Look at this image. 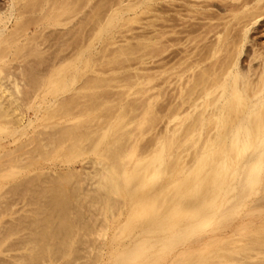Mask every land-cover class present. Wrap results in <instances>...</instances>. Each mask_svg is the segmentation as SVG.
<instances>
[{
	"label": "bare ground",
	"instance_id": "obj_1",
	"mask_svg": "<svg viewBox=\"0 0 264 264\" xmlns=\"http://www.w3.org/2000/svg\"><path fill=\"white\" fill-rule=\"evenodd\" d=\"M156 1L0 9V264H264V71L239 67L227 35L199 48L189 18L194 46L160 58L184 38L155 25ZM155 5L154 34L106 53Z\"/></svg>",
	"mask_w": 264,
	"mask_h": 264
},
{
	"label": "rangeland",
	"instance_id": "obj_2",
	"mask_svg": "<svg viewBox=\"0 0 264 264\" xmlns=\"http://www.w3.org/2000/svg\"><path fill=\"white\" fill-rule=\"evenodd\" d=\"M201 1L202 0H199L198 1L199 4H202L203 3V5H206L205 7L204 6L202 7V5L201 6L198 5L196 7L195 6H191L190 3L188 4V3H186L183 0H181V1L180 0H173L172 1L173 4L170 2L172 5H170V3H168V2H166V0L165 1L164 0L156 1V4L158 3L157 4L158 6L155 5L154 10L151 11L153 13L152 14V17L153 18H151V15H150L151 13H148L150 11H148L147 9L143 10L142 11V14H141V11H138L140 13V17L138 16V20H136V21H129V22L126 21L127 24H125L124 26H122L121 29H120L122 32L119 31L118 33H116V38L118 37L117 40L120 38V36H117V35L121 34L120 40H118V42H117V40L115 39L117 43H114L112 45H108L106 47V51H107L106 53H108L109 51H111V49H112L111 46H113L115 48L118 45H123V44L131 43V42L132 43L134 42L133 44H135V43H137V41H138V39H139V37L141 35H145L146 33H148L146 35L154 34L153 28L151 30V27H153V26L150 27L149 24H147V22H149L151 19L156 20L154 17H157L158 18V16L160 14H162L161 15L162 17L164 16V17H166L167 19L170 20V21L168 20V22H163V20H165V19L164 18L162 19V17L160 18V16H159L158 20L155 22V25L157 27L161 28L160 30L162 32H164V30L167 31L168 29H170L169 28L170 26L168 25L169 23H170V25L172 24L171 26H175L179 30L183 26L184 29H182V30L185 31V26L184 25L187 24V21H188V18H189L191 21H194V22H192L194 25L192 24L193 26H191V27H190L191 23L188 22V24H190V25H188V27H190L191 29L192 28L194 29V30L192 29L193 32L190 33V34L192 36H195V38L197 40L195 38H193V40H191V41L188 42V41L185 40L188 33L185 34V33H183V31L181 32V30L180 31L176 30V31L180 32V33L177 32V35H179V37L177 36V38H179L180 41H181V38L180 37L182 36V34L185 35L186 37L184 38L182 36V38H184L182 40V42L184 41V43L175 44V43H177V41H179L176 37L173 38L174 36H176V33L175 32H171L172 33L171 34L169 32L173 37H171V35L169 33H166L165 36L170 35V37H168V38L165 37V39L166 38L167 39H169V38L171 39L172 38L173 40L172 39L171 40L174 41V42L176 40V42L174 43L175 45H173V43L170 42L172 44L171 45L169 42H167V41L164 40L166 42V44H170L171 47L169 46L168 50H166L162 54V55H164L166 53L164 55V57H162V55H161V56H159L160 58H165V59L168 58V60H169V58L172 59L173 51H174V54L177 56L180 53L181 50H183V49H185L187 47H188L187 49L192 48L196 42H197L196 44L200 48V46H202L203 43L204 44L206 43L205 40L208 39L207 42H210L209 40L213 41L215 39L214 37H216L219 33H221L222 35H227L228 36V39H227V42L228 43L226 44V46L229 49V52L232 53V55L238 57V66L239 67H241L243 70H247L250 67L252 69V72H254L252 74V77H255L256 76L255 73H257L259 70L261 71V69H263V71H264V0H206V4H205V0H203L204 2L203 1L201 2ZM6 2H9V0H0V5H2V6H0V9L2 8L1 10H3V9L6 8L5 5L8 4ZM159 2H161L162 4L159 3ZM207 3H210V4H208L209 6L207 5ZM182 4H183V6H182ZM185 5H186V7L188 6L189 10L192 9V7H193V9L191 10V13H189L190 11L185 7ZM156 6H157V8L159 10L161 9V11H160L161 13L157 11ZM252 6H255V7L252 8ZM201 7L204 10V11L202 10V13L203 14L205 13V15L202 16V13L200 14V13L196 12L197 14H195L192 18L191 17H186V15L188 13L189 14L187 16H191L192 14H194L192 12H195L196 9L200 10ZM173 8H174V10H172ZM177 8H179L181 10V11L179 10L178 12H181L182 15L177 14L178 12L177 13L175 12V10L176 11L178 10ZM182 8H183V10H182ZM232 8H234V10ZM249 8L253 9L252 10L254 12V15L253 16L252 15L247 16L246 18L240 20L239 22H238V19L233 18L232 15H234V13H239V12L242 13V11H244L245 9H249ZM230 9L233 10V11H231ZM138 10H140V9H138ZM187 10L189 12H187ZM146 11H147V15L145 14ZM155 11H157V13H158L157 15L158 16L157 15L154 16V12ZM132 12L133 11H128V12H125V14L127 16H131L133 14ZM247 12L249 14V11H246V13ZM139 13H138V15H139ZM148 14H149V16H148ZM183 16H185L186 18L183 17ZM204 16H208V17H204ZM201 17H203V18L200 19ZM185 19H186V21H184ZM165 21H167V20H165ZM151 22L153 23V21H151ZM183 22H184V24H183ZM196 23H199V25H197V27L199 26V28H197V27L194 28L196 26L195 25ZM201 24L202 25L205 24V25L202 26ZM128 25H130V26H128ZM125 26H126V28H124ZM127 26L129 27L130 30L128 29ZM164 26H166V27H164ZM157 27L155 28V26H154V29L156 30ZM175 27L173 28V30H175ZM188 27H186V28H188ZM159 28H158V30L155 31L156 33L158 31H160ZM208 28H209V31L207 30ZM125 29H127V31H124ZM189 29H186L185 32H187V30H189ZM201 29H203V30L201 31ZM244 29H247L246 30L245 37L243 35ZM170 30H168V31H170ZM199 30H200V32H199ZM203 31H205V32L202 33ZM136 33L137 34L140 33V35L138 36ZM142 33H144V34H142ZM195 33H196V35L197 34L198 35L196 36ZM122 35H124V37H126V38H124ZM132 35L135 36V38H136V35H137V38L135 39ZM127 37H129V38H127ZM130 37H132V38H130ZM123 39H125V40H123ZM194 40H196V42H192ZM182 44H183V46H182ZM103 45H104V43L98 42L96 44V48L97 49H100V48L103 47ZM178 46H179V48H178ZM184 46H187V47L183 48ZM190 46H192V47H190ZM172 47L174 48V50L172 49ZM176 47H177V51L179 49L178 54L175 51L176 50L175 49ZM180 47H182V49ZM170 48H171V51L172 52H170ZM225 52H226V50L220 52L219 54L222 55ZM167 54L168 55L170 54L169 57H168ZM174 54H173V58H174ZM166 55H167V58H166ZM156 58H158V57H156ZM156 58H155L154 61L157 62V60H159L160 58H158L157 60H156ZM175 59L176 58H174L173 60H175ZM149 60L150 59H146V61H148L147 62L148 64L146 62L145 63H142L141 65H140V63H138V64L137 63H134L132 67L126 69L125 71H113L112 72V70L110 69L111 66H112L111 63H109V65H108V63H105V64H102L100 66V67H102V69H105V71L102 70L101 68L100 69L103 71L102 75L103 76L105 75L106 77H110L111 75H109V74L118 75V73H123V72L125 74H127L126 71L127 72L130 71V73H133L135 71H139V73H145V72H147V69L146 68H151L152 65H153L152 61H149ZM206 62L209 63V61H206ZM106 64H107L108 67L106 66ZM138 65H139V68L136 69L135 67H138ZM142 65H145L146 67H143L142 68ZM148 65H150L151 67H149ZM97 68H98V66H97ZM150 72H151V70H150ZM124 73L121 76H123ZM90 74L94 75L93 72L92 73L91 72L88 73V75H90ZM128 74H129V72H128ZM106 88L108 90L109 89L110 90H115V88L112 89V87L111 88L110 87L109 88L106 87ZM168 88H167L168 91L167 90L166 91H167V94L170 95L171 94V86H170V89H168ZM168 92H170V93H168ZM25 116H26L25 117V120H28L29 118H33L34 116L32 114V110L31 111L29 110ZM78 167L81 168L80 165ZM16 201L12 205V210H16V211L18 210L19 212L17 211L16 213H14L13 214L14 216L15 215L18 216L20 214V212L23 213V211L21 209L19 210V208L22 206V202H20L18 200H16ZM8 218H9V220L11 219V215L10 214H6L5 216H3L2 219H3V221L4 220L7 221ZM72 264H80V263H79V261H76V262H73Z\"/></svg>",
	"mask_w": 264,
	"mask_h": 264
}]
</instances>
